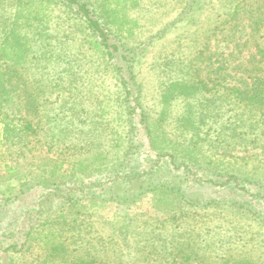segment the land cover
I'll return each instance as SVG.
<instances>
[{"label":"rangeland","instance_id":"374dc122","mask_svg":"<svg viewBox=\"0 0 264 264\" xmlns=\"http://www.w3.org/2000/svg\"><path fill=\"white\" fill-rule=\"evenodd\" d=\"M91 1L102 13L105 11V19L112 22L115 36L128 49L137 52L136 73L142 102L150 113L162 150L177 155L179 161L211 170L227 168L223 172L232 169L244 173L262 167L264 171V142H254L261 130L255 134L249 127L261 119L247 106L250 101L242 102L241 97L236 99L227 93L237 87L250 96L257 77L264 78V60L261 61L259 54L260 49L264 52V21L255 24L257 17L264 19V0H199L196 9L185 11L182 10L186 0ZM129 5L131 7L127 8ZM237 6L239 11H236ZM259 6L262 9L258 11ZM22 11L27 15L21 22L25 25V42L31 46L29 56L48 48L60 51L65 44L64 34H69V52L79 55L83 28L67 16L65 8L56 0H0L1 42L3 32L11 27L8 24ZM178 46L184 49L181 54L184 65H178L181 59L174 56ZM87 58L85 70L90 65L93 73L98 68L100 74L95 80L97 87L94 86L97 97L111 104L102 105L109 111L105 114H114L121 107L115 102L121 91L116 79L105 72V64L96 63L92 56ZM46 62L47 72L62 68L47 59ZM38 66L30 65L29 71L40 73ZM219 74L226 76V81L219 80L221 84H217ZM185 79L211 81L209 84L217 85L218 91L188 99L167 97L169 84ZM216 98L221 101H214ZM222 104H229L233 110L225 116L216 113L208 116L213 105L218 108ZM48 107L47 104L45 108ZM241 112L243 115H239ZM45 134V131L41 133L44 137ZM247 136L250 138H245ZM47 148L36 154H46L62 162L61 167L51 166L56 178L76 162L67 155L50 154ZM53 150L56 152V148ZM72 158L79 160L86 156L79 151ZM9 162V151L0 147V202L16 195L26 180L51 178L46 172L33 173L28 164L6 172L4 166ZM92 167L76 162L74 170L80 178H87L93 173ZM204 192L208 198L220 199L218 205L192 207L165 195H148L124 210L112 203L72 201L61 212L50 211L34 218L37 241L32 242L29 259L36 264L40 261L38 258H42L44 252L38 250L39 239H51L50 231L71 228L89 233V237H104L110 250L116 251L109 261L148 264L143 256H149L153 264H165L168 260L173 264H264L263 201L254 198L252 213H249L231 205L235 201H250L249 196H239L236 200L235 195L230 196L226 190L221 192L218 188L213 189L212 194L209 190ZM20 226L22 228V224ZM152 247L155 250L150 254ZM181 248L185 251L181 252ZM170 250L174 257L166 259Z\"/></svg>","mask_w":264,"mask_h":264},{"label":"trees","instance_id":"16d2710c","mask_svg":"<svg viewBox=\"0 0 264 264\" xmlns=\"http://www.w3.org/2000/svg\"><path fill=\"white\" fill-rule=\"evenodd\" d=\"M56 1L65 8L67 16L83 28L80 56L69 52V34H64L65 44L60 51L47 47V51L29 56L31 46L25 42V25L21 22L27 16L26 13L23 15L24 11L8 24L11 27L3 32L0 41V147L9 151L11 160L4 166L5 171L12 172L28 164L33 173L46 172L51 176L39 181L26 180L16 195L0 202V264H33L28 252L36 239L34 218L50 211L61 212L76 200L91 204L112 203L124 210L148 195H165L192 207H203L218 205L220 199L208 198L204 192L209 190L212 194V190L218 188L221 192L226 190L230 196L235 195L236 200L239 196H249L250 201L244 199L245 202L231 204L249 213H252L254 198L264 204L262 167L244 173L232 169L223 172L227 168L211 170L189 161H179L177 155L162 150L150 113L142 102L136 50L128 49L115 36L112 22L105 19V11L102 13L91 0ZM198 3L199 0H186L182 11L194 10ZM260 6L258 11L262 9ZM263 21L257 17L255 24L260 25ZM91 50H95L92 55L89 54ZM176 51L174 56L181 59L178 65H184V56H181L184 49L178 46ZM259 54L261 61L264 60L262 49ZM89 56L96 63L105 64V72L113 74L121 90L115 100L121 107L114 114H105L109 111L102 105L107 107L109 102L106 104L96 95L94 86L97 87L95 80L100 76L98 68L93 73L92 66L88 65L85 70V59ZM46 59L62 68L47 72ZM33 64L41 67L40 73L29 71L28 67ZM219 80L226 81V76L219 74L217 84H221ZM209 82L202 79L198 82L173 81L168 86L167 97L188 99L218 91V86ZM227 93L236 99L241 97L242 102L250 101L247 106L261 119V122H254L255 126L253 123L249 126L255 134L261 130L254 142H264V78L257 77L250 96L237 87ZM217 100L220 99L214 101ZM47 104L50 109L45 108ZM232 110L229 104L218 108L213 105L208 116L215 113L225 116ZM239 115H243L242 112ZM43 131L47 133L45 137L41 135ZM44 147H49L50 154L67 155L70 160L93 166V173L80 178L74 170V162L71 169L54 177L51 166L61 167L62 162L52 156L48 158L46 154H36ZM79 151L86 158L73 159L72 155ZM142 160L146 161L144 165ZM34 191H39L38 195H34ZM48 234L52 235L51 239L42 237L38 241V250L44 254L36 264H126L115 258L108 260L116 251L110 250L104 237H89V233L71 228H59ZM187 247L189 249L190 244ZM154 250L152 247L148 252L152 254ZM180 251L184 252L185 248ZM143 257L148 264L155 263L149 256ZM171 257H174L172 250L166 253V259ZM173 263L168 260L165 264Z\"/></svg>","mask_w":264,"mask_h":264}]
</instances>
